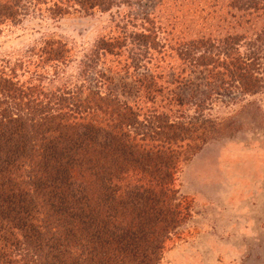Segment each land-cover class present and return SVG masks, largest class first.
<instances>
[{
	"label": "trees",
	"instance_id": "1",
	"mask_svg": "<svg viewBox=\"0 0 264 264\" xmlns=\"http://www.w3.org/2000/svg\"><path fill=\"white\" fill-rule=\"evenodd\" d=\"M114 3L0 0V24L16 21L31 4L48 6L45 10L50 16H64L75 9L108 11ZM233 8L242 14L231 16L236 24L247 16L261 21L253 40L245 41L242 35L239 40L231 34L221 40L199 36L186 45L179 43L176 58L188 65L190 74L197 69L204 84L226 79L245 84V91L253 94L250 84L260 81L253 72L264 57V0H234ZM254 27L256 30V24ZM151 35L143 32L136 36L143 48L132 58L134 71L142 59L150 57V62L154 54H160L158 43H149ZM56 46L40 54L63 64L67 51L61 43ZM123 46L120 40L102 38L93 46V56L119 59ZM242 46L246 51L239 54ZM115 61L114 71L102 72L112 89L105 95L90 91L84 99L81 90L74 92V87L44 95V87L39 85L40 92L35 94L29 87L14 84L11 77H0V264L153 262L160 247L151 249L150 243L142 247L135 243L145 232L139 221L151 210L145 212L138 205L140 195L134 192L136 201L131 209L137 222H126L128 213L122 203L126 180L133 174L140 177L139 181L146 179L147 189L133 187L143 194L154 193L171 182L183 138L191 134L193 126L169 116L172 101H176L165 92L167 87L158 83L165 77L164 70L156 77L150 68L134 72L133 79L138 80L134 89L121 82L128 78L130 66ZM183 72H177L176 78L183 79ZM119 79L120 84L113 85ZM121 87L133 90L129 100ZM137 102L151 107L141 113Z\"/></svg>",
	"mask_w": 264,
	"mask_h": 264
},
{
	"label": "rangeland",
	"instance_id": "2",
	"mask_svg": "<svg viewBox=\"0 0 264 264\" xmlns=\"http://www.w3.org/2000/svg\"><path fill=\"white\" fill-rule=\"evenodd\" d=\"M114 2L108 11L75 9L64 16H50L48 6L31 4L16 21L1 23L0 77H11L14 84L29 87L35 94L40 92L39 85L44 95L74 87L84 99L90 91L105 95L112 89L102 72L114 71L116 59L130 66L128 78L121 82L134 89L138 84L134 72L150 68L156 77L164 70L165 77L158 83L167 87L165 92L177 103L172 101L169 116L193 127L189 125L191 134L183 138L171 182L143 194L133 187L147 189L146 179L139 181L133 174L126 180L122 198L126 222H137L131 209L136 200L145 212L151 210L139 221L145 232L135 243L160 247L151 264H264V57L253 72L260 78L250 84L253 94L245 91V84L226 79L204 84L197 69L190 74L188 65L176 58L179 43L186 45L199 36L221 40L231 34L253 40L261 21L247 16L236 24L231 16L242 14L235 12L234 0ZM143 32H152L149 43L162 48L152 61L147 62L149 56L142 59L134 71L132 58L143 48L136 36ZM102 38L123 42L119 59L93 56V46ZM58 43L67 51L63 64L40 54L43 49L54 50ZM244 51L240 47L239 54ZM173 68L176 73L171 80ZM180 70L185 73L183 79L176 78ZM188 79L191 83H186ZM118 84L120 79L113 85ZM130 88H120L128 100L133 93ZM137 107L145 113L151 104L137 102ZM134 192L140 195L135 201ZM147 260L148 256L143 261Z\"/></svg>",
	"mask_w": 264,
	"mask_h": 264
}]
</instances>
